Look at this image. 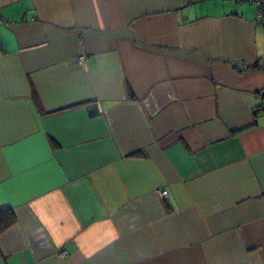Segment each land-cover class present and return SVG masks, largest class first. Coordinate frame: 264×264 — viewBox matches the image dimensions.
Returning <instances> with one entry per match:
<instances>
[{
    "label": "crops",
    "instance_id": "obj_1",
    "mask_svg": "<svg viewBox=\"0 0 264 264\" xmlns=\"http://www.w3.org/2000/svg\"><path fill=\"white\" fill-rule=\"evenodd\" d=\"M0 207V264H264L255 6L0 0Z\"/></svg>",
    "mask_w": 264,
    "mask_h": 264
},
{
    "label": "built area",
    "instance_id": "obj_2",
    "mask_svg": "<svg viewBox=\"0 0 264 264\" xmlns=\"http://www.w3.org/2000/svg\"><path fill=\"white\" fill-rule=\"evenodd\" d=\"M236 3H240V4H253L255 6V14L257 19L264 23V0H233ZM86 60V56L85 55H81L78 57V62L80 64H84ZM237 68H244V64L241 63H235L234 64ZM159 194L164 197L167 194L166 190H160ZM67 252L66 251H62L61 252V256H64Z\"/></svg>",
    "mask_w": 264,
    "mask_h": 264
},
{
    "label": "trees",
    "instance_id": "obj_3",
    "mask_svg": "<svg viewBox=\"0 0 264 264\" xmlns=\"http://www.w3.org/2000/svg\"><path fill=\"white\" fill-rule=\"evenodd\" d=\"M15 215L9 208L0 207V233L14 224Z\"/></svg>",
    "mask_w": 264,
    "mask_h": 264
},
{
    "label": "water",
    "instance_id": "obj_4",
    "mask_svg": "<svg viewBox=\"0 0 264 264\" xmlns=\"http://www.w3.org/2000/svg\"><path fill=\"white\" fill-rule=\"evenodd\" d=\"M91 109H92L93 111H95V110H96V107H95V106H93Z\"/></svg>",
    "mask_w": 264,
    "mask_h": 264
}]
</instances>
